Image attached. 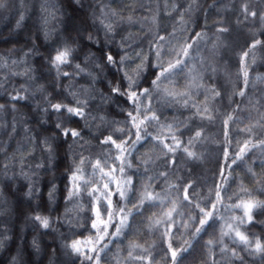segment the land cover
<instances>
[{"label":"clouds","instance_id":"obj_1","mask_svg":"<svg viewBox=\"0 0 264 264\" xmlns=\"http://www.w3.org/2000/svg\"><path fill=\"white\" fill-rule=\"evenodd\" d=\"M0 264H264V0H0Z\"/></svg>","mask_w":264,"mask_h":264}]
</instances>
